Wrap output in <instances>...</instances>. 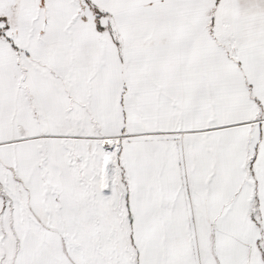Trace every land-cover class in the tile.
Listing matches in <instances>:
<instances>
[{
  "label": "snow or ice",
  "instance_id": "snow-or-ice-1",
  "mask_svg": "<svg viewBox=\"0 0 264 264\" xmlns=\"http://www.w3.org/2000/svg\"><path fill=\"white\" fill-rule=\"evenodd\" d=\"M0 264H264V0H0Z\"/></svg>",
  "mask_w": 264,
  "mask_h": 264
}]
</instances>
